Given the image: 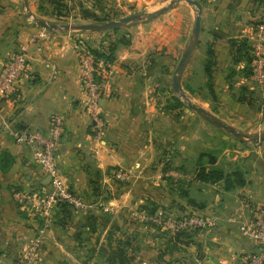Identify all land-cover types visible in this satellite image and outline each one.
Returning <instances> with one entry per match:
<instances>
[{
  "label": "crops",
  "instance_id": "1",
  "mask_svg": "<svg viewBox=\"0 0 264 264\" xmlns=\"http://www.w3.org/2000/svg\"><path fill=\"white\" fill-rule=\"evenodd\" d=\"M43 1L28 0L30 11L42 19L47 18L39 13ZM198 1L203 7L201 31L182 86L194 103L236 133L214 126L186 103L171 107L179 97L174 74L195 28L197 8L189 2L180 1L152 20L118 30L51 32L29 19L25 0H0V72L11 53L22 45L28 48L25 73L0 99L1 262L16 261L11 253H19L34 224L18 207L16 187L35 186L42 179L50 188L32 146L18 143L15 134L48 132L56 113L63 116L65 129L58 165L70 188L112 208L72 211L65 218L59 213L56 223L63 218L85 227L104 214L120 221L122 211L131 206L134 187L142 183L143 207L151 203V194L156 206L176 215L200 213L216 219L180 236L143 224L142 264H242L258 251L240 227L251 218L252 205L264 206V138L256 139L264 130L256 98L260 93L264 98V88L252 76L249 49L258 19L264 16V0ZM82 48L99 53L106 121L100 140L87 109ZM200 165L222 169L230 181L196 179ZM168 168L183 171L191 180L164 176ZM117 170L132 174L127 187L114 177ZM139 172L144 176L134 174ZM56 223L48 228L41 264H72L70 252L86 246L94 252L86 243L90 231L81 240L78 232L62 230Z\"/></svg>",
  "mask_w": 264,
  "mask_h": 264
},
{
  "label": "built area",
  "instance_id": "2",
  "mask_svg": "<svg viewBox=\"0 0 264 264\" xmlns=\"http://www.w3.org/2000/svg\"><path fill=\"white\" fill-rule=\"evenodd\" d=\"M250 68L256 82L264 88V17L256 24L250 45ZM28 62V48L22 45L17 51L10 54L5 68L0 72V99L8 96L17 87L18 81L25 73ZM82 77L87 91V109L93 120V131L100 140L105 135L106 121L102 115V72L100 62L89 50L81 51ZM64 118L56 113L51 117L48 132L29 131L15 134L18 143L32 146L34 158L40 166L44 177L50 178V188L43 190L40 187H30L15 193L16 201L21 206L38 213L44 219H51L61 204H68L74 210L88 213L94 210L109 212L112 208L102 200L89 201L84 196L74 192L58 165V149L64 135ZM127 172L117 170L116 178L126 180ZM176 180L191 178L183 171L170 174ZM44 184V181L41 180ZM23 203V206H22ZM25 209H22L25 211ZM251 218L241 223L242 233L257 244L258 251L248 254L242 264H264V206L252 205L250 207ZM28 212V211H27ZM37 214V215H38ZM143 219L151 222L158 228L171 230L172 233L187 232L198 228H205L216 219H207L202 215L179 216L175 213L164 214L162 211L142 213ZM230 221H236L231 217ZM43 238L37 237L23 252L24 264H40V246ZM2 264V263H0Z\"/></svg>",
  "mask_w": 264,
  "mask_h": 264
},
{
  "label": "rangeland",
  "instance_id": "3",
  "mask_svg": "<svg viewBox=\"0 0 264 264\" xmlns=\"http://www.w3.org/2000/svg\"><path fill=\"white\" fill-rule=\"evenodd\" d=\"M171 0H59L57 7L53 0H44L40 5L39 13L47 16L44 18L46 21L51 23L60 24H86V23H103L112 19H119L134 13H142L143 15L149 16V14L163 6L170 3ZM184 1V0H180ZM178 1V2H180ZM173 8V7H172ZM57 12L62 14V18L55 15ZM170 10V9H169ZM27 11V10H26ZM98 14V16L105 17L106 14H110L106 20L97 21L92 14ZM29 19L35 23V20L28 14ZM42 18V16H38ZM158 17V16H157ZM264 17V16H263ZM259 18L258 20L262 19ZM156 18V17H155ZM149 18L147 20H152ZM87 51V49L82 48ZM81 49V51H82ZM258 84V83H257ZM256 84V85H257ZM259 85V84H258ZM260 87V85L258 86ZM257 103L259 105L260 112L264 114V98L261 93L257 95ZM264 130H259L257 136L260 135ZM174 169V168H173ZM127 179L122 181L123 186L131 182L132 174L127 173ZM138 176H144V173H134ZM166 174V175H165ZM170 174H176V170H170L168 168L164 172V176L171 177ZM131 175V176H130ZM37 180V179H36ZM42 179H39L41 181ZM142 184V183H141ZM136 185L134 187V196L131 194L128 205L130 207L125 208L122 211V220H114L113 217L100 215L96 223L89 222L90 226V244L94 246V252L89 247L78 249L77 252H70L71 256H67L69 262L72 264H142V225L151 222L146 221L142 217V213L151 211V208L156 206L155 196L149 195L151 203L148 207L142 205V185ZM37 186V185H35ZM35 186H31L35 187ZM29 189V188H27ZM123 189V188H122ZM154 193V192H152ZM136 197V198H135ZM133 200H137L134 204ZM169 202V201H168ZM167 202V203H168ZM169 204V203H168ZM23 206V203H22ZM19 208L21 206H18ZM24 207V206H23ZM22 209H25L23 208ZM26 213L32 220L33 226L28 237L24 238L20 243L21 247L19 253L12 252V256H15L16 261L5 260L2 264H24L22 261L23 252L27 245H30L37 237L43 238L40 246V264L42 261L43 246L49 226L55 224L56 214L51 219H44L42 215L38 213L30 214L31 211L25 209ZM28 211V212H27ZM157 211H162L164 214L173 213L168 210L167 207L159 206ZM38 214V215H37ZM121 214V213H120ZM88 215V214H87ZM86 215V218L88 216ZM85 218V219H86ZM88 220H90L88 218ZM88 223V224H89ZM62 230L72 231L74 234L80 230V221L73 222L72 220L67 221L63 218L56 223ZM156 227L155 225H153ZM109 227L107 233L104 235L106 228ZM170 231V230H169ZM10 254V255H11ZM123 255V256H121ZM64 264L60 260L57 264Z\"/></svg>",
  "mask_w": 264,
  "mask_h": 264
},
{
  "label": "water",
  "instance_id": "4",
  "mask_svg": "<svg viewBox=\"0 0 264 264\" xmlns=\"http://www.w3.org/2000/svg\"><path fill=\"white\" fill-rule=\"evenodd\" d=\"M178 1L180 0H171L170 3L166 6H163L149 14V16L143 15L142 13H134L119 19H112L108 20L103 23H86V24H60V23H51L48 22L40 17H38L36 14L30 11L28 0H25L27 5V11L28 14L35 20V23L39 26L45 28L48 31L51 32H67V31H106V30H114L121 27H125L129 24H132L133 22H139V21H145L149 18H155L164 12L168 11L172 7H174ZM189 2L190 4L194 5L197 8V15H196V22H195V28L192 35V38L190 42L188 43L182 57L180 58V61L177 65L175 74H174V81H173V88L176 94L182 98V100L190 107L192 108L199 116L213 124L214 126L231 131L233 133H236V131L231 128L228 124L222 122L221 120L217 119L213 115H211L206 109L203 107L197 105L194 103L188 95L184 92L183 86H182V76L184 74L185 68L189 62V59L198 43L200 31H201V17H202V11L203 7L202 4L198 0H185ZM264 138V132H262L260 135L257 136L258 139ZM47 180L50 182V178L48 177Z\"/></svg>",
  "mask_w": 264,
  "mask_h": 264
},
{
  "label": "trees",
  "instance_id": "5",
  "mask_svg": "<svg viewBox=\"0 0 264 264\" xmlns=\"http://www.w3.org/2000/svg\"><path fill=\"white\" fill-rule=\"evenodd\" d=\"M59 2V0H53V3H55L56 7H57V3ZM55 15L59 16L60 18H62V14L59 12H57L56 10V13H54ZM110 14H106L105 17H102V16H98V14L94 13L92 14V16H94L96 18L97 21H103V20H106L108 17H109ZM115 30H118V29H115ZM250 49V47H249ZM89 52H91L95 58L97 60H99V53H97L96 51L93 52V50H89ZM211 53V52H210ZM250 61H251V58H250ZM213 62H209L208 63V73L210 75V77L212 76L211 74V66H212ZM185 105V102L182 101L179 97H176L174 99V102L172 103L171 107L172 108H179V107H182ZM210 161H212V163L215 162V158L213 157H210ZM239 175V174H237ZM114 177L116 178L115 174H114ZM195 178L196 179H199L201 181H206V182H210V183H217V182H220V181H223V180H226L227 182H229V178L226 176V174L224 173V171L220 168H216V167H212V168H207L206 166L204 165H200L197 172L195 173ZM118 181L122 182L123 180H120L118 178H116ZM186 179H180V181H185ZM187 181V180H186ZM37 187H40L42 188L43 190H47L48 188H46V185H44L43 183H41V181H39ZM27 188H30L27 187ZM27 188L25 187H22V186H18L16 187L15 189V193L19 190H26ZM73 190V189H72ZM74 191V190H73ZM75 192V191H74ZM77 193V192H76ZM97 201V200H96ZM18 203V202H17ZM19 206V205H18ZM148 207V206H147ZM146 207V208H147ZM158 207L159 206H154L153 208H151V211H149L150 213H154L158 210ZM72 211H76L73 209V207L69 206L68 204H61L57 211H56V218H57V215L60 213V214H63L64 218L66 216H70L72 214ZM186 215H202L204 216L203 214H200V213H189V214H186ZM186 215H181V216H186ZM59 216V215H58ZM180 216V215H179ZM62 218H60L61 220ZM56 220V219H55ZM66 220V219H64ZM57 222V220H56ZM89 224H86L85 227H82L80 226V231H78L77 233V238L78 239H81V240H84V235L88 234L89 233ZM189 232V231H187ZM186 232H177L175 233L176 236H180L181 234H184ZM86 243L87 244H90V240L89 239H86ZM123 256V255H121Z\"/></svg>",
  "mask_w": 264,
  "mask_h": 264
}]
</instances>
